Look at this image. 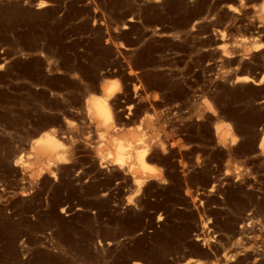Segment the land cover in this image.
<instances>
[{
	"label": "rangeland",
	"instance_id": "rangeland-1",
	"mask_svg": "<svg viewBox=\"0 0 264 264\" xmlns=\"http://www.w3.org/2000/svg\"><path fill=\"white\" fill-rule=\"evenodd\" d=\"M0 264H264V0H0Z\"/></svg>",
	"mask_w": 264,
	"mask_h": 264
},
{
	"label": "bare ground",
	"instance_id": "bare-ground-1",
	"mask_svg": "<svg viewBox=\"0 0 264 264\" xmlns=\"http://www.w3.org/2000/svg\"><path fill=\"white\" fill-rule=\"evenodd\" d=\"M99 107V106H98ZM145 156V155H144ZM143 157V156H142ZM144 159V158H143ZM145 160V159H144ZM145 162V161H144Z\"/></svg>",
	"mask_w": 264,
	"mask_h": 264
}]
</instances>
